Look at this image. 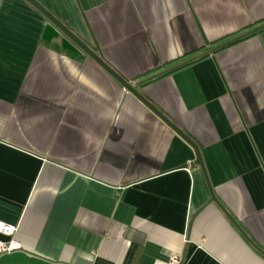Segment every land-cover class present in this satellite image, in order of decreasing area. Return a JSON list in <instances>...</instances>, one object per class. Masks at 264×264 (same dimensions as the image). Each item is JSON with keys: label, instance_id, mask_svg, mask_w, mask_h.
I'll list each match as a JSON object with an SVG mask.
<instances>
[{"label": "crops", "instance_id": "0c3cea01", "mask_svg": "<svg viewBox=\"0 0 264 264\" xmlns=\"http://www.w3.org/2000/svg\"><path fill=\"white\" fill-rule=\"evenodd\" d=\"M179 127L0 0V264H264V0H38ZM66 50V52L61 49ZM157 76L145 80L150 75ZM0 239L6 237L0 235Z\"/></svg>", "mask_w": 264, "mask_h": 264}, {"label": "water", "instance_id": "95a60500", "mask_svg": "<svg viewBox=\"0 0 264 264\" xmlns=\"http://www.w3.org/2000/svg\"><path fill=\"white\" fill-rule=\"evenodd\" d=\"M26 1L30 5H32L47 20V24L45 25L42 33L43 40L51 41L53 38H59L62 48L72 52H76V53L82 52L86 54L90 59H92L95 63H97L102 69H104L112 78H114L123 87L124 90L132 94L138 101H140L144 106H146L152 113H154L161 121H163L170 129H172L175 133H177V135H179L185 142H187L192 147L195 156L193 163L198 165L202 170V173L208 185V189L211 195V200L217 203V200L212 192V188L210 187V184L208 182L204 163L200 151L198 149V146L166 115H164L157 107L153 106V104L148 99H146V97L141 92H139V90L137 89V85L139 83L141 84L143 81L139 80L138 82L133 83L125 79L120 73H118V71L112 68L103 59L101 55H98V53H96L86 42H84L70 28H68L62 21H60L49 9H47L42 3H40V1L38 0H26ZM262 28H264V23L252 29H249L231 39H228L227 41H224L223 43L217 45L216 47L209 48L206 51H203L202 53L192 58L181 61L176 65H174V67L180 66L181 64H184L198 56L205 55L206 53H210L216 48H220L221 46L227 45L235 40L245 37L246 35L252 34ZM160 73L161 72L150 75L145 80L150 78L153 79V77L157 76Z\"/></svg>", "mask_w": 264, "mask_h": 264}, {"label": "built area", "instance_id": "2783aa9c", "mask_svg": "<svg viewBox=\"0 0 264 264\" xmlns=\"http://www.w3.org/2000/svg\"><path fill=\"white\" fill-rule=\"evenodd\" d=\"M17 226L0 221V235L6 239H0V253L21 250L22 243L16 238ZM165 264H186L184 259L175 253L169 255Z\"/></svg>", "mask_w": 264, "mask_h": 264}, {"label": "trees", "instance_id": "16d2710c", "mask_svg": "<svg viewBox=\"0 0 264 264\" xmlns=\"http://www.w3.org/2000/svg\"><path fill=\"white\" fill-rule=\"evenodd\" d=\"M242 38H240V39H238V40H235V41H233V42H231V43H234V42H237V41H239V40H241ZM94 51H95V49L93 48V47H91ZM61 49V48H60ZM62 51H64V52H66V50H64V49H61Z\"/></svg>", "mask_w": 264, "mask_h": 264}]
</instances>
